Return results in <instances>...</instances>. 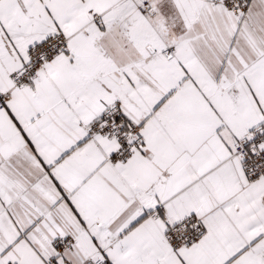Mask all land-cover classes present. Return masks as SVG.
<instances>
[{"label": "snow or ice", "instance_id": "obj_1", "mask_svg": "<svg viewBox=\"0 0 264 264\" xmlns=\"http://www.w3.org/2000/svg\"><path fill=\"white\" fill-rule=\"evenodd\" d=\"M0 264H264V0H0Z\"/></svg>", "mask_w": 264, "mask_h": 264}]
</instances>
